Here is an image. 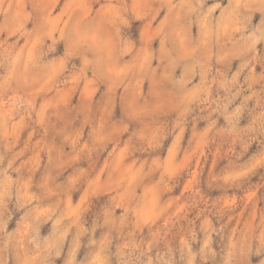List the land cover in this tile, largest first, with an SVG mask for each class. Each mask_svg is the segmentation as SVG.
Segmentation results:
<instances>
[{
  "label": "clouds",
  "instance_id": "obj_1",
  "mask_svg": "<svg viewBox=\"0 0 264 264\" xmlns=\"http://www.w3.org/2000/svg\"><path fill=\"white\" fill-rule=\"evenodd\" d=\"M0 264H264V0H0Z\"/></svg>",
  "mask_w": 264,
  "mask_h": 264
}]
</instances>
